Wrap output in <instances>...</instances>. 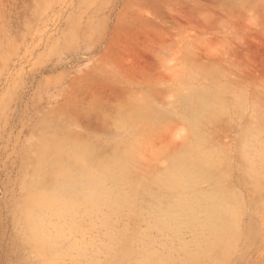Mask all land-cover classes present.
<instances>
[{"label":"rangeland","instance_id":"374dc122","mask_svg":"<svg viewBox=\"0 0 264 264\" xmlns=\"http://www.w3.org/2000/svg\"><path fill=\"white\" fill-rule=\"evenodd\" d=\"M0 264H264V0H0Z\"/></svg>","mask_w":264,"mask_h":264}]
</instances>
